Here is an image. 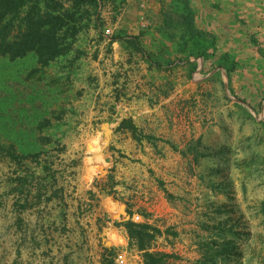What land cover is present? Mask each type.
I'll return each mask as SVG.
<instances>
[{
    "label": "rangeland",
    "instance_id": "obj_1",
    "mask_svg": "<svg viewBox=\"0 0 264 264\" xmlns=\"http://www.w3.org/2000/svg\"><path fill=\"white\" fill-rule=\"evenodd\" d=\"M119 1L104 0L101 25L79 34L74 48L84 55L63 93L49 88L45 96L42 75L25 78L30 59L0 70V144L29 141L43 115L49 124L38 134L53 140L39 159L50 162L44 172L35 161L0 155V264H102L111 250L114 264H144L129 221L159 230L147 250L168 255L166 264H195L225 220L241 234L230 264H264V0H210L197 28L217 46L204 65L192 59L191 76L184 65L148 67L139 44V53L125 48L130 64L115 58L119 41L111 40L131 36L138 17L135 5L111 8ZM222 55L234 70L209 80ZM109 89L122 100L106 107ZM34 92L36 101L24 104ZM120 109L141 139L123 129L105 144ZM26 171L32 178L22 193L11 191Z\"/></svg>",
    "mask_w": 264,
    "mask_h": 264
},
{
    "label": "trees",
    "instance_id": "obj_2",
    "mask_svg": "<svg viewBox=\"0 0 264 264\" xmlns=\"http://www.w3.org/2000/svg\"><path fill=\"white\" fill-rule=\"evenodd\" d=\"M103 1L0 0V70L9 69L17 61L25 63L26 59H30L33 65L31 70L28 73L26 72L27 74L25 73V78L31 80L33 76L42 75L38 81L46 85H43V87L47 91L42 90L43 94L45 92V96L52 94L48 91L49 88V90H58L63 93L64 80H70V68L75 73L76 62L84 55L83 52L74 48L78 36L90 24L93 28L101 25L99 11ZM161 16L165 23L155 31L167 42L172 43L175 58L169 59L163 65L161 61L152 60L150 56L145 55L143 52L142 57L148 66L151 67L155 63L157 70L160 71L169 69V67L178 68L184 65L188 68V74L191 76L198 68L197 63L192 59H201L204 65L208 58L214 54L217 40L215 36L209 33L206 34L197 28V14L193 12L188 3H185V10L182 12L166 10ZM99 39H102V37L100 36ZM111 41H119L125 48L130 47L135 52H141L135 37L118 36ZM211 47L212 50H210ZM72 52L74 55L72 54V59L69 60L68 57ZM171 56L168 57L171 58ZM94 57L96 58V53ZM220 58L221 62L218 63L217 67L210 70L218 69L209 80H220L221 71L230 76L234 70V62L229 61L226 55H222ZM54 65L58 66L56 68L58 71L51 75L47 70L52 69V67L55 68ZM62 71L66 72L61 74ZM5 91L6 107L13 108V96L8 90L5 89ZM168 93L165 91L162 95L167 96ZM24 97V104L29 102L33 104L39 95L34 92L29 96L24 94ZM115 97L117 100L119 99L117 94ZM41 102L46 107L49 105V101H44V98L41 99ZM51 113L57 114L58 112L52 111ZM31 114L32 111L27 110V116ZM18 117L20 116H14L15 119H18ZM27 121L24 119L22 123ZM7 122L12 123L10 120H7ZM35 124L37 135H32L30 140H25V142L24 140L19 143L9 141L8 145L0 144V155L1 157L8 156L18 165L35 161L44 172L48 170L50 162L49 164L45 160L40 162L39 159L44 155V149L53 143V140L51 136H40L38 134L49 124V120L45 115ZM123 129H128L133 137L140 141L141 138H138L137 128L132 122H122L117 132ZM147 139H151V137L147 136ZM31 178L29 171H26L24 176H18L16 178L18 183L13 186L11 191L22 193V186L27 185ZM43 182H46V179ZM37 196L39 198L41 194L38 192ZM21 207L25 208V205ZM260 212L264 215V202L260 204ZM225 221L223 223L218 222L211 229L207 237L208 241L203 243V247L201 246L204 258L195 264H230L234 258L236 259L234 240H238L241 234L232 232L231 228H225ZM128 227V233H130V236L133 235L132 238L135 241L136 248L142 252L144 264H166L168 255L147 250L151 241L160 233L158 229L147 223L136 224L132 221L128 222ZM113 254L111 250L109 252L111 258H104L102 264H114Z\"/></svg>",
    "mask_w": 264,
    "mask_h": 264
},
{
    "label": "crops",
    "instance_id": "obj_3",
    "mask_svg": "<svg viewBox=\"0 0 264 264\" xmlns=\"http://www.w3.org/2000/svg\"><path fill=\"white\" fill-rule=\"evenodd\" d=\"M188 1V2H187ZM201 3V6L199 3ZM185 3H188L189 7L193 10L194 13L198 14L202 10L205 12H210L211 11V6L212 3L210 0H127V1H119L115 2L113 5H110L111 8L120 9L121 7H126L135 5L136 7V14H138V17L134 19L133 26L131 27V31L128 32L131 37L137 38V43L144 49L145 55L150 56L152 60H159L161 63L164 65L166 61L169 59H174L175 54L174 52V46L172 43L167 42L164 38H162L155 30L160 28V26H163L165 23V20H163V17L161 14L165 12L166 10H174L178 12H182L185 10ZM140 4L143 6V8H139ZM204 4V5H203ZM144 15V19H147V26L143 27L141 25V20L142 16ZM198 15L196 16V20H198ZM197 24V22H196ZM116 52H115V58L120 62V61H126V63L130 64L128 61V55L127 51L125 50V47L120 44L116 43ZM144 47H143V46ZM130 50V48L128 49ZM172 56H171V55ZM171 56V58L169 57ZM144 59L142 58V61ZM147 65L145 61H143ZM143 64V65H145ZM145 67V66H144ZM149 67V66H148ZM120 73V72H119ZM121 74V73H120ZM121 78V77H119ZM136 83V82H135ZM117 85V84H116ZM130 90V88H129ZM122 92L125 93V89L122 90ZM108 93V97H110V102H106V107H109V105L112 104L113 100L116 99V97H111V89L106 91ZM118 95L119 99L122 100L121 94L119 93V90L115 92ZM127 96V95H126ZM117 100V99H116ZM127 116H129V113L126 112ZM130 116L124 120V121H130L129 119ZM123 121V122H124ZM134 125V123L132 122ZM121 125V124H120ZM117 132V129L115 130L114 133ZM113 135V133L111 134Z\"/></svg>",
    "mask_w": 264,
    "mask_h": 264
},
{
    "label": "water",
    "instance_id": "obj_4",
    "mask_svg": "<svg viewBox=\"0 0 264 264\" xmlns=\"http://www.w3.org/2000/svg\"><path fill=\"white\" fill-rule=\"evenodd\" d=\"M128 118L125 111L120 109V117L114 122L112 128H106L104 131L105 144H108L110 135L120 126V124Z\"/></svg>",
    "mask_w": 264,
    "mask_h": 264
},
{
    "label": "built area",
    "instance_id": "obj_5",
    "mask_svg": "<svg viewBox=\"0 0 264 264\" xmlns=\"http://www.w3.org/2000/svg\"><path fill=\"white\" fill-rule=\"evenodd\" d=\"M141 25L143 26V27H146L148 24H147V22L146 21H144V19L142 18V20H141ZM198 69V68H197ZM197 71V70H196Z\"/></svg>",
    "mask_w": 264,
    "mask_h": 264
}]
</instances>
